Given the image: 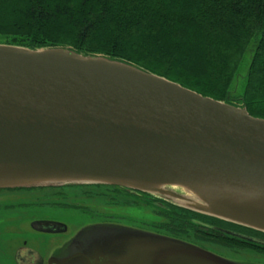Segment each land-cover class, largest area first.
<instances>
[{"label": "water", "instance_id": "95a60500", "mask_svg": "<svg viewBox=\"0 0 264 264\" xmlns=\"http://www.w3.org/2000/svg\"><path fill=\"white\" fill-rule=\"evenodd\" d=\"M70 186L134 190L264 234V119L121 60L0 44V189ZM76 235L57 264H254L128 225Z\"/></svg>", "mask_w": 264, "mask_h": 264}, {"label": "trees", "instance_id": "16d2710c", "mask_svg": "<svg viewBox=\"0 0 264 264\" xmlns=\"http://www.w3.org/2000/svg\"><path fill=\"white\" fill-rule=\"evenodd\" d=\"M0 44L121 60L264 119V0H0ZM251 47L245 90L235 97Z\"/></svg>", "mask_w": 264, "mask_h": 264}, {"label": "flooded vegetation", "instance_id": "af4514ba", "mask_svg": "<svg viewBox=\"0 0 264 264\" xmlns=\"http://www.w3.org/2000/svg\"><path fill=\"white\" fill-rule=\"evenodd\" d=\"M94 199L104 200L109 208L148 206L154 212V220L141 222L127 214L94 212L82 204ZM55 211L64 218L78 213L90 217L81 227H70L61 218L47 217V212ZM98 224L128 225L204 246L221 247L215 243L238 242L237 237L220 230L264 241V235L255 231L179 209L134 190L107 187L0 189V264H57L69 238H77L78 231ZM52 238L61 241L57 243L51 241Z\"/></svg>", "mask_w": 264, "mask_h": 264}, {"label": "rangeland", "instance_id": "374dc122", "mask_svg": "<svg viewBox=\"0 0 264 264\" xmlns=\"http://www.w3.org/2000/svg\"><path fill=\"white\" fill-rule=\"evenodd\" d=\"M250 52H248L245 56L243 64L239 69V90L237 92V96H240L244 92L246 80L245 75L248 71V67L250 65ZM73 196V194H72ZM49 203V202H48ZM82 204L88 206V208H92L94 212H110L116 214H127L131 216L133 219H136L141 222H151L154 220V212L148 206L141 207H131V208H109L104 200H87V202H83ZM58 211L55 212H47V217L54 219H63L65 223L70 225V227L77 226L81 227L90 216L82 215L81 213H76L77 215H71L66 218L58 215ZM51 241L60 242V239L52 238ZM217 251V254L227 257L229 259H233L240 262H248L254 264H264V254L262 252H257L253 249H244L240 252L234 249L231 250H219L217 248H212Z\"/></svg>", "mask_w": 264, "mask_h": 264}, {"label": "bare ground", "instance_id": "6f19581e", "mask_svg": "<svg viewBox=\"0 0 264 264\" xmlns=\"http://www.w3.org/2000/svg\"><path fill=\"white\" fill-rule=\"evenodd\" d=\"M179 192H181L180 190H178Z\"/></svg>", "mask_w": 264, "mask_h": 264}]
</instances>
